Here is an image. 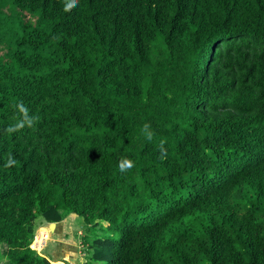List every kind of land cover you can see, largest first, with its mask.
<instances>
[{
  "label": "trees",
  "instance_id": "1",
  "mask_svg": "<svg viewBox=\"0 0 264 264\" xmlns=\"http://www.w3.org/2000/svg\"><path fill=\"white\" fill-rule=\"evenodd\" d=\"M65 3L0 0V263L69 212L82 264H264V0Z\"/></svg>",
  "mask_w": 264,
  "mask_h": 264
},
{
  "label": "rangeland",
  "instance_id": "2",
  "mask_svg": "<svg viewBox=\"0 0 264 264\" xmlns=\"http://www.w3.org/2000/svg\"><path fill=\"white\" fill-rule=\"evenodd\" d=\"M98 231L101 232L100 226L88 224L82 216L67 212L64 218L56 223V227L49 228L44 221L39 222L31 246L35 240L39 244L32 247L54 263L82 264L85 260V245L82 240L84 237L94 238ZM0 264H3V261Z\"/></svg>",
  "mask_w": 264,
  "mask_h": 264
},
{
  "label": "clouds",
  "instance_id": "3",
  "mask_svg": "<svg viewBox=\"0 0 264 264\" xmlns=\"http://www.w3.org/2000/svg\"><path fill=\"white\" fill-rule=\"evenodd\" d=\"M78 0H66V3L64 5L65 11H70L73 7L77 6ZM16 109L18 110V113L20 114V119L17 120V122L14 125H10L6 131L11 133L14 131H18L23 129L25 126L31 127L34 125V123L39 119L38 116L30 115L29 109L27 106L23 104V102H18L15 105ZM142 133L145 135V138L149 141L152 140L154 133L151 131V125L148 123H145L142 126L141 129ZM165 141H161L158 145V150L160 153V159H166L167 157V150L164 148ZM15 164V160L12 157V155L9 153L6 167H10ZM135 166L134 162L128 158L127 156H122L118 168L121 173H124L126 171L131 170ZM32 247V246H31ZM33 248V247H32Z\"/></svg>",
  "mask_w": 264,
  "mask_h": 264
},
{
  "label": "water",
  "instance_id": "4",
  "mask_svg": "<svg viewBox=\"0 0 264 264\" xmlns=\"http://www.w3.org/2000/svg\"><path fill=\"white\" fill-rule=\"evenodd\" d=\"M56 223H57V222H50V223H48L49 228H51L52 226H55Z\"/></svg>",
  "mask_w": 264,
  "mask_h": 264
},
{
  "label": "bare ground",
  "instance_id": "5",
  "mask_svg": "<svg viewBox=\"0 0 264 264\" xmlns=\"http://www.w3.org/2000/svg\"><path fill=\"white\" fill-rule=\"evenodd\" d=\"M52 227H53V226H52ZM52 227H51V228H52ZM55 227H56V225H55Z\"/></svg>",
  "mask_w": 264,
  "mask_h": 264
}]
</instances>
